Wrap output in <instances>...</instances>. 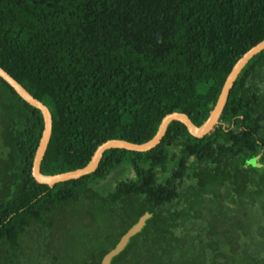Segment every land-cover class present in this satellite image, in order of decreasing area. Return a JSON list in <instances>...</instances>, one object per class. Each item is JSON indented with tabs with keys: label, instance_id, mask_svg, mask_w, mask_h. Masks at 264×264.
<instances>
[{
	"label": "trees",
	"instance_id": "1",
	"mask_svg": "<svg viewBox=\"0 0 264 264\" xmlns=\"http://www.w3.org/2000/svg\"><path fill=\"white\" fill-rule=\"evenodd\" d=\"M263 40L264 0H0V67L53 115L49 176L147 143L174 112L201 127ZM0 115V264H102L146 213L110 264H264V51L208 136L172 121L79 180L36 182L43 114L1 77Z\"/></svg>",
	"mask_w": 264,
	"mask_h": 264
},
{
	"label": "water",
	"instance_id": "2",
	"mask_svg": "<svg viewBox=\"0 0 264 264\" xmlns=\"http://www.w3.org/2000/svg\"><path fill=\"white\" fill-rule=\"evenodd\" d=\"M263 51H264V40L258 45L254 46L252 49H250L235 64L231 73L228 75L224 83V86L222 88L221 94L219 96L215 108L210 113L207 121L201 127L195 126L191 121V119L186 114L174 112L164 117V119L162 120L159 126L157 134L147 143L138 145L123 140H109L97 148L91 161L85 168L72 172L52 175V176L45 175L41 172L42 162L44 160L53 133V115L51 110L47 105H45L38 99L34 98L17 80H15L9 73H7L1 67H0V77L5 82H7L26 103H28L30 106L36 109H39L43 114L44 130L42 133V137L38 149L35 154L32 174L38 184L54 186L59 183L79 180L80 178L95 172V170L99 166V163L103 157L104 152L108 150L124 149L132 152H141V153H145L153 150L163 140L167 127L172 121H177L184 124L187 127L190 135H192L193 137L205 138L213 131L214 127L218 123L219 118L223 114L232 87L238 75L249 61H251L254 57L262 53ZM246 165L254 169L262 168V164L259 163L258 159L248 160L246 162ZM150 218H151V214L149 213L144 214L139 219V221L121 238L120 242L116 245V247L103 258L102 264H110L112 259L125 249L130 239L136 234H138L144 228L146 221Z\"/></svg>",
	"mask_w": 264,
	"mask_h": 264
},
{
	"label": "rangeland",
	"instance_id": "3",
	"mask_svg": "<svg viewBox=\"0 0 264 264\" xmlns=\"http://www.w3.org/2000/svg\"><path fill=\"white\" fill-rule=\"evenodd\" d=\"M1 115H0V121H1ZM0 126H1V122H0ZM125 174L124 171H118L112 178L110 181H116L117 179L121 178L123 175Z\"/></svg>",
	"mask_w": 264,
	"mask_h": 264
}]
</instances>
